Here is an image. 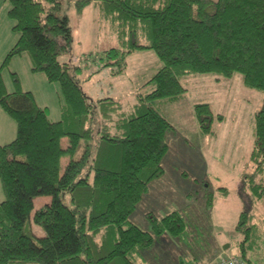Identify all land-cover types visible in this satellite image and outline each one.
I'll use <instances>...</instances> for the list:
<instances>
[{
    "label": "trees",
    "instance_id": "16d2710c",
    "mask_svg": "<svg viewBox=\"0 0 264 264\" xmlns=\"http://www.w3.org/2000/svg\"><path fill=\"white\" fill-rule=\"evenodd\" d=\"M5 1L19 36L2 66L13 56L28 55L32 72L59 84L62 104L60 119L52 121L46 107L20 89L15 73L13 92L6 91L0 75V107L16 124L14 139L0 145V264H139L136 256L164 234L181 239L186 224L178 211L162 218L147 212L150 232L130 221L148 184L164 171L161 161L173 126L158 105L181 98L186 89L179 79L185 75L212 74L218 81L239 74L245 87L264 93V0H74L77 12L96 3L119 41L90 62L117 75L131 52L149 49L161 63L141 86L153 89L138 92L127 110L111 96L91 102L77 78L81 68L58 60L71 51L72 30L63 9L70 0ZM193 112L201 132L213 135L212 122L222 116L208 103L195 104ZM249 162L253 170L242 177V187L260 201L264 100L253 114ZM220 191L227 193L224 187ZM41 196L49 203L34 208ZM205 203L212 205V195ZM253 226L243 210L236 246L247 264H256L248 256Z\"/></svg>",
    "mask_w": 264,
    "mask_h": 264
},
{
    "label": "rangeland",
    "instance_id": "374dc122",
    "mask_svg": "<svg viewBox=\"0 0 264 264\" xmlns=\"http://www.w3.org/2000/svg\"><path fill=\"white\" fill-rule=\"evenodd\" d=\"M9 7L8 1L0 0V75L6 91L15 90L12 76L15 73L20 89L30 91L36 104L46 107L52 121L59 120L62 97L57 82H48L42 73L32 72L26 54L13 56L2 66L19 36V32L12 28L14 21L8 16ZM72 15L79 20L78 24L81 20L85 21L74 31L76 37L72 40L70 53L60 54L58 60L68 61L81 68L77 78L91 102L109 95L118 100L123 109H129L135 103L138 92L146 94L153 89L152 85L143 88L141 85L160 67L159 59L152 50L133 51L126 57L124 72L112 75L108 69L100 68V63L90 62V57L94 60L102 50L117 47L114 35L110 36L107 29H102L101 38L96 40L93 37L95 30L92 29L94 23L88 22L91 17L86 12L81 19ZM85 24L90 25L92 31L88 35L91 33V36L81 30ZM98 67L99 70H96ZM212 78V74L184 76L180 82L186 89V95L175 103L161 102L158 105L160 113L175 127L188 132L196 127L192 107L194 103H208L214 114L222 116V120L215 119L212 122L214 138L201 140L200 149L204 153L201 159L193 156L198 149L193 141L188 147L181 146L180 154L173 147L166 159H162L161 165L163 163L168 175L162 178V182L156 181L153 185L159 184L163 188L158 193L157 190L150 191L144 201L137 204L130 221L150 232L151 225L145 217L147 212L151 210L162 218L172 211H178L183 216L186 232L181 239L167 234L159 237L150 250L136 256L135 260L139 264H179L180 260L185 264H209L222 251L238 252L236 242L241 236L235 226L243 210L249 212L250 223H254L248 256L256 264H264V198L254 201L247 188L242 187V177L253 170L249 162L253 146V114L262 107L264 93L245 87L239 74L231 79L221 78L220 84L214 83ZM67 143V139L62 138L61 145L66 146ZM67 161V157H63L61 166L64 167ZM174 170H187L190 174L203 171L209 175L208 185L201 188L197 195L192 193L185 197L178 177H174L176 181L173 180ZM183 185L188 187L189 183ZM219 186L228 189L226 196L218 193ZM208 195H212L213 204L210 207L202 203V199ZM48 199V196H41L35 198L34 202L39 207ZM32 230L36 235L43 233L34 224ZM226 245L228 247L224 248Z\"/></svg>",
    "mask_w": 264,
    "mask_h": 264
},
{
    "label": "crops",
    "instance_id": "0c3cea01",
    "mask_svg": "<svg viewBox=\"0 0 264 264\" xmlns=\"http://www.w3.org/2000/svg\"><path fill=\"white\" fill-rule=\"evenodd\" d=\"M63 2H65V0H63ZM73 2H74V0H70L69 1V5L66 4V3H63V9L65 10V13H66V15L68 17V21H69V25L71 26L73 38L76 37V35L74 36V34H75L74 31L79 28L78 25L82 26L83 25V21H85V20H81L80 21V24H78L79 23V20L78 19H75L72 14L76 15L77 17H80V19H81L83 17L84 13L86 12L87 15L91 17V19L89 21L88 20L87 21L88 22H91L90 24L94 23V28L92 27V29L95 30L94 31L95 35L93 37L96 40H99L101 38V34H100L101 30L102 29L103 30L107 29L109 31V33H110V36L114 35V37L116 39V43H118V46H119V41H118L115 33L112 30L111 24L103 16L101 9L96 5V3L91 2L90 4H88L87 6H85L84 9L81 10V12H77V10L75 9V7L73 6ZM85 8H86V10H85ZM81 30L83 32H86L87 35H88V32H91L92 31L90 25L88 26V24L87 25L85 24V27L82 28ZM88 36H91V33H89ZM145 50L147 51L149 49L136 50V51H145ZM30 69H31V67H30ZM185 76H188V75H185ZM182 77H184V76H182ZM182 77H180V79ZM212 79H213L214 83H216V84H220L221 83V80H218L217 81L215 79V76H213ZM147 81H148V79L144 83H146ZM184 95H186V91L181 96V98H179L176 101H179L180 99H182L184 97ZM176 101H173V102H170V103H175ZM164 103H167V102H164ZM198 103H201V102H198ZM195 104H197V103H194L193 106ZM195 122H196V120H195ZM172 126H173V130H171L167 134L166 141H167V147L168 148H167V151H166L165 155L163 156V158H165L166 156H168L170 154L171 149H173V147H175L176 149H178L179 154H180V148H181V146H183V147L187 146L188 147V144L192 143V141H193L198 146V149H197V151H195L193 153V156L196 157V158L201 159L202 156H203V154H204L202 152V150L200 149V146H201V143H202L201 140H203L205 138L206 139H209V138L212 139V138L215 137V135L213 136V135H205V134H203L201 132V130L199 129V126H198L197 122H196V127L192 130V132H188L186 130H180L177 127H175L173 124H172ZM15 136H16V124H15L14 120L11 117H9L5 113V111L0 107V145H3V144H6V143L10 142L11 140L14 139ZM207 137H209V138H207ZM188 154H190V153H188ZM162 167H163V163H162ZM163 169H164L163 174L159 178H156V179L152 180L148 184V190L143 195V197L140 200V202L141 201H144V199H145L144 197L146 195H148L150 191L157 190L156 192L158 193V192H160L159 190H161L163 188L162 186H159V184H154L153 185V183L156 182V181L162 182V178H164L165 175L166 176L168 175L167 172H166V170H165V167H163ZM174 177H178L177 178L178 179V184H180V187L182 188V192L185 195V197L190 196L192 193H195L197 195L201 188L204 189L208 185V180H209V175L205 174L203 171H200V170L198 172L197 171L196 172L193 171V174H190L187 170H174L173 180L176 181V179ZM186 182L189 183V186L188 187H186V186L183 185V183H186ZM203 184H205V185H203ZM170 185H172V184H170ZM159 187H161V188H159ZM220 187L223 188V186H219L218 188H220ZM224 188H226V187H224ZM172 189L174 190V188H172ZM218 193L221 194V191L218 192ZM227 193H228V191H227ZM227 193L221 194V195L222 196H226ZM2 194H3V192H2V188H1V184H0V202L2 201ZM49 200L50 199H48V201L46 203H49ZM205 200H206V196H205V198L202 199V203L206 206ZM34 201H35V199H34ZM46 203H44V204H46ZM44 204H42V205H44ZM212 204H213V201H212ZM34 208H38L35 205V202H34ZM149 212H152V211L150 210ZM152 213H154V212H152ZM42 234L43 233H41V234H39L37 236H41ZM219 250H221V249H219ZM219 250L217 252H219ZM216 255L213 257L212 261H214Z\"/></svg>",
    "mask_w": 264,
    "mask_h": 264
},
{
    "label": "built area",
    "instance_id": "2783aa9c",
    "mask_svg": "<svg viewBox=\"0 0 264 264\" xmlns=\"http://www.w3.org/2000/svg\"><path fill=\"white\" fill-rule=\"evenodd\" d=\"M213 264H247L237 252H223L216 257Z\"/></svg>",
    "mask_w": 264,
    "mask_h": 264
},
{
    "label": "water",
    "instance_id": "95a60500",
    "mask_svg": "<svg viewBox=\"0 0 264 264\" xmlns=\"http://www.w3.org/2000/svg\"><path fill=\"white\" fill-rule=\"evenodd\" d=\"M228 247V245H226L224 248H227Z\"/></svg>",
    "mask_w": 264,
    "mask_h": 264
}]
</instances>
